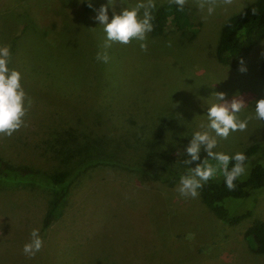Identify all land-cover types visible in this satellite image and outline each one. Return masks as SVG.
I'll list each match as a JSON object with an SVG mask.
<instances>
[{"label": "rangeland", "instance_id": "obj_1", "mask_svg": "<svg viewBox=\"0 0 264 264\" xmlns=\"http://www.w3.org/2000/svg\"><path fill=\"white\" fill-rule=\"evenodd\" d=\"M168 1L155 0L156 7ZM251 1L217 7L205 21V13L188 0L195 28L182 34L168 25L162 36L148 33L146 52L135 40L113 43L104 63L96 56L105 51L106 33L95 17L108 0H0V46L10 47L9 68L22 74L32 101L27 126L11 137L0 136V156L13 165L45 172L64 164L67 138L69 143L72 136L83 142L100 136L119 138L101 142L111 145L106 154L112 158L110 166L89 167L83 152L80 165L77 159L70 162L79 168L70 178L68 201L47 226L43 217L51 189L33 175L4 182L0 264H264V254L253 252L244 236L255 219L264 217V188L255 194L254 203L239 205L253 206L250 215L227 225L200 195H179L180 177L154 175L159 156L147 143L156 135L159 149L167 151L172 147L168 144L207 131L201 124H208L214 92L226 93L228 101L239 95L247 105L238 119L254 117L255 102L264 98V39L236 68L215 56L222 23ZM138 2L112 0V5L118 14ZM135 136L142 139L132 143ZM216 139L214 151L227 155L260 143L256 160L264 163V121L253 118L245 131ZM230 201L233 213L238 203ZM33 229L39 230L44 245L30 259L22 249Z\"/></svg>", "mask_w": 264, "mask_h": 264}, {"label": "trees", "instance_id": "obj_2", "mask_svg": "<svg viewBox=\"0 0 264 264\" xmlns=\"http://www.w3.org/2000/svg\"><path fill=\"white\" fill-rule=\"evenodd\" d=\"M252 8L257 9L256 15H253ZM152 15L154 17L152 20L153 31L150 32L152 36L159 37L164 35L168 25L174 30L181 31L182 34H185L189 28H195L190 21L189 7L187 5L181 11L177 5L168 1L155 7L152 10ZM262 39H264V0H253L240 11L228 16L222 23L215 47L216 59L223 65L236 68L241 64V60L244 62L252 48ZM260 77L264 85V57L260 64ZM68 135L70 134L68 133ZM77 138L72 136L73 141L70 143L69 138H67L65 141L66 147L62 153V162L64 164L60 168L51 171L41 172L27 166H16L0 156V187L5 184V181L15 179V181L19 182L24 176L33 175L51 189L48 207L43 217V225L45 226L49 225L62 213L68 201L70 178L73 177L79 168L70 164V162L77 159L76 164L80 165L79 162L86 158V162L91 163L89 167L110 166L108 164H110L112 158L106 154H108V147L111 145L107 147L101 146V142L105 139H119L100 136L98 140L93 142H83ZM190 138L188 136V141L168 144V146L171 145L172 147L167 151L159 149L160 141L156 135L152 139H148L149 141L147 140L149 151L156 152L159 156L158 163L154 164V168H152L154 175L163 177L166 174L173 180L174 177L179 178L182 175L189 174V170L192 167L203 162L207 157V153H200V161H195L192 164L185 163V160L190 159L186 153V147L191 142ZM141 139V136H135L132 143ZM115 146L121 148L122 145ZM260 148L261 144L254 142L240 151L247 157L245 168L250 161L251 163L247 166L245 174L234 182L236 185L234 190L227 188L222 168H218L216 175L206 183H203V187L198 190L201 201L214 216L227 225H236L247 218L253 206L244 207L239 205L247 202L254 203L256 200L255 194L264 188V163L256 160V155ZM81 152L84 154L83 159L80 158ZM54 153L57 154L58 151L54 150ZM235 154L228 155L234 156ZM151 160L149 159L150 163ZM208 162L214 167L218 165L217 161L210 158ZM234 164V160L230 161L229 170ZM30 172H34L37 175ZM228 199H231L230 202L238 203V207L233 213H231L227 205ZM244 236L248 247L253 252L264 254V217L255 219L246 228Z\"/></svg>", "mask_w": 264, "mask_h": 264}, {"label": "clouds", "instance_id": "obj_3", "mask_svg": "<svg viewBox=\"0 0 264 264\" xmlns=\"http://www.w3.org/2000/svg\"><path fill=\"white\" fill-rule=\"evenodd\" d=\"M83 2V0H81ZM188 0H170V3L178 6L179 10H183ZM196 8L205 13L203 20L213 15L217 7L231 6L234 0H194ZM89 7L92 4L89 3ZM112 6V0L102 5L97 11L95 17L103 26L106 33V39L102 45L105 49L98 52L96 59L107 63L110 59L107 49L113 43L130 44L133 40L139 42L142 51H147V35L153 31V15L152 10L155 9V0H139L133 8L122 7L120 13H115L113 7V18L109 21V7ZM141 10L143 14L141 16ZM253 15H256L257 9H251ZM170 46V45H169ZM11 59V50L9 46H0V136L11 137L22 127H26L25 117L31 106V99L27 96L22 85V74L16 69L9 68ZM243 64V60H241ZM240 71H246L241 67ZM216 103H212L207 110L208 124H201V128H207V131H196L192 137L190 144L186 147V153L190 159L185 160L186 164H192L200 161L201 149L207 153V157L202 163H198L189 170V174L180 177L179 185L176 191L183 198H197L199 189L212 179L218 170L222 168L226 186L229 190H234L235 181L243 176L246 172L245 161L247 157L244 153L237 152L234 156H229L222 152H216L217 139H227L232 132L245 131L248 121L255 118L264 121V98L255 102V115L249 116L245 120L238 119V114L247 105L239 96L233 97L231 101L226 99V93L214 92ZM214 133L215 135H212ZM209 158L218 162L214 167L209 163ZM235 161L234 166L229 170L230 161ZM30 242L23 246V254L28 258H34L44 245L43 239L39 235L38 229H33L30 233Z\"/></svg>", "mask_w": 264, "mask_h": 264}]
</instances>
